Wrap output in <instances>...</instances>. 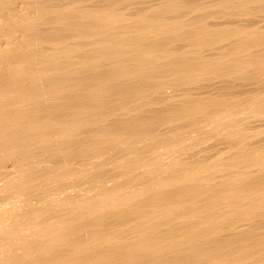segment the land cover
<instances>
[{
	"label": "bare ground",
	"instance_id": "1",
	"mask_svg": "<svg viewBox=\"0 0 264 264\" xmlns=\"http://www.w3.org/2000/svg\"><path fill=\"white\" fill-rule=\"evenodd\" d=\"M263 22L264 0H0V264H264V141L233 139L264 119ZM212 121L233 143L209 161L185 133Z\"/></svg>",
	"mask_w": 264,
	"mask_h": 264
},
{
	"label": "rangeland",
	"instance_id": "2",
	"mask_svg": "<svg viewBox=\"0 0 264 264\" xmlns=\"http://www.w3.org/2000/svg\"><path fill=\"white\" fill-rule=\"evenodd\" d=\"M263 23H264V22H263ZM251 86H252V85L247 86L248 89H247V87H246L245 90L247 89V90L249 91V90L251 89V90H250L251 92H255V90H256L255 88L258 89V87L253 86L254 89H255V90H254L253 87H251ZM261 87H262V86H261ZM261 87H260V88H261ZM262 88H263V87H262ZM252 89H253L254 91H253ZM245 90H244V91H245ZM247 90H246V91H247ZM263 90H264V88H263ZM263 90L261 91V90L259 89V90H257V91H258V93H259V91L263 92ZM254 94H255V93H254ZM263 94H264V93H263ZM263 94H262V95H263ZM240 106H242V108L245 107L244 105H240ZM240 106H239V107H240ZM239 107H238V109H239V111H240V110H241V107H240V108H239ZM243 109H244V108H243ZM241 111H242V110H241ZM239 113H240V114H243L244 117H242V115H241V119L244 118V119H243V123H244V121H245V119H246V121H245L244 124H246L247 126H246V125H243L242 127L245 126L244 128H241V127H239V128H238V127H235V128H234V132H233L234 134H235V131H236L237 129H238V130H242V131L240 132V134L236 133L235 136H233L234 138H233V137H231V138L234 139V142H238V141H239V143H240L241 141H244V140H245L244 142H247V141H248V143L250 142L251 144H253V145H252L253 148L255 147L254 144L256 143V140L258 139V140H259V141L257 140L258 144L256 143L258 146H256L255 148H258L259 146L261 147V145L264 143V142L262 143V141H264V131H263V130H264V129H263V128H264V119L260 118V116H259V118H255L254 115H256V114L254 113V115H253L251 112H250V113L254 116V117H253L252 115H250V113H248V115H249L251 118H250L248 115H247V117H246V114H247V113H243V112H242V113L239 112ZM239 113H238V114H239ZM238 114L235 115V116H238ZM240 114H239V116H240ZM222 115H224V114H222ZM222 115H221V117H218V119L215 120V121H216V124L218 123V125H219V124H220V125H223V129H224V125H225V127H226L227 124L229 125V121H230L231 119H228V120H227V118L224 119V117H223ZM222 117H223V118H222ZM257 117H258V116H257ZM262 117H264V116H262ZM230 118H231V117H230ZM234 118H236V119H240V117H239V118H238V117H234ZM247 118H248V119H247ZM252 118H253V120H252ZM220 119H221V120H220ZM222 119H224V120H222ZM255 119H256V120H255ZM218 120H219V121H218ZM225 120H227V121H225ZM249 120L251 121V123H250ZM254 120H255L256 122H255ZM262 120H263V121H262ZM215 121H214V123H213V121L210 122V123H208L209 128L212 126V123H213V125H215L214 127H211V128L214 129L213 131H211L212 129L209 130V128H208V130L211 131V132H209V131L207 130V127H208V126H207L206 124H205V126H204V124H203V125H202L203 127L200 125V128L202 127V128L204 129V128L207 126L206 129L204 130V131L207 132V133H204V131H203L202 128H201V129H202V131H201L199 127H198L199 130L196 129L198 132L201 131V132H199V135H196V134H198V133H197V131L195 132V130H193V127H191V128H192L193 132L196 133V134H194L193 132H192V134L185 133V138L193 137L194 135L197 136V137L194 136L195 138H198V139H201V138H202L201 141H202V140H203V141L200 142V140H199L200 143L198 142V144H197V146L195 147V149H198L199 147L204 149V148L206 147V145H208V146H207L208 148L212 147V149H209V151L211 150V152H208V153H210V154H208V153L206 154L207 157L210 156V155L213 156V159H212V157H208L209 161H210V160H213V161H214V158L217 157V156H219V155H221V154H222L221 156H223V154H224V156H227L228 153L230 152V150H228V145L230 146V143H233V142H232V141H233L232 139L229 140V138H230L229 136H228L229 138H226V133H225V132H226L227 129L225 128V131H224V130L222 129V127H221V128H218V127H220V125H219V126L216 125V124H215ZM217 121H218V122H217ZM220 121H222V122H220ZM223 122H224V123H223ZM225 122H226V124H225ZM232 122H233V121L231 120L230 124H232ZM257 122H258V123H257ZM261 122H262V123H261ZM221 123H222V124H221ZM248 123H249V124H248ZM256 124H258V125H256ZM249 125H250L251 127H250ZM260 125H261V126H260ZM217 126H218V127H217ZM261 127H262V129H261ZM188 128H190V127H188ZM191 128H190V129H191ZM215 128H216V131H215ZM257 128H259V129H257ZM217 129H218V130H217ZM235 129H236V130H235ZM243 129H244V130H243ZM251 129H252V130H251ZM253 129H254V130H253ZM219 130H220V131H219ZM222 130H223V133H222ZM250 130H251V131H250ZM261 130L263 131V133L260 134ZM218 131H219V132H218ZM244 131H245V132H244ZM208 132H209V133H208ZM213 132H215V135H214ZM236 132H239V131H236ZM243 132H244V133H243ZM253 132H254V133H253ZM201 133H202V135H201ZM203 133H204L205 136L203 135ZM218 133H221V134H218ZM241 133H242V134H241ZM251 133H253V134H251ZM186 134H187V135H193V136H187ZM211 134H212V135H211ZM222 134H223V135H222ZM237 134H238L239 136H238ZM246 134H247L248 136H247ZM257 134H258V135H257ZM262 134H263V135H262ZM208 135H210V136H208ZM213 135H214V136H213ZM219 135H221V136H219ZM236 135H237L238 137H237ZM241 135H242V136H241ZM244 135H245V136H244ZM249 135H251V137H250ZM253 135H255V136L252 137ZM186 136H187V137H186ZM207 136H208V137H207ZM215 136H216V137H215ZM222 136H223V137H222ZM224 136H225V137H224ZM256 136H257V137H256ZM259 136H260V137H259ZM199 137H201V138H199ZM205 137H206V139H208V140H206ZM209 137H210V138H209ZM211 137H212V138H211ZM218 137H219V138H218ZM220 137H221L222 139L225 138L224 141H223L222 139H220ZM248 137H249V138H248ZM261 137H262V138H261ZM216 138H217V139H216ZM238 138H239V140H238ZM243 138H245V139H243ZM247 138H248L249 140H248ZM250 138H252V139H250ZM204 139H205V140H204ZM210 139H211V140H210ZM214 139H216V140L214 141ZM219 139L222 140L221 142L219 141L220 143L217 142ZM226 139H227V141H226ZM241 139H243V140H241ZM253 139H254V140H253ZM255 139H256V140H255ZM260 139H261V140H260ZM240 140H241V141H240ZM246 140H247V141H246ZM252 140H253V141H252ZM206 141H207V142H206ZM185 142H187V141H185ZM185 142H184V143H185ZM209 142H210V143H209ZM216 142H217L218 144H217ZM222 142H223V143H222ZM227 142H228L229 144H227ZM184 143H183V145H185ZM188 143H190V142H188ZM188 143H187V144H188ZM214 143H215V144H214ZM239 143H237V144L235 143V145L238 146V145H242V144H243V142H241V144H239ZM250 143H249V144H250ZM259 143H260V144H259ZM199 144H201L202 146H201V145L199 146ZM210 144H212V146H211ZM225 144H226V145H225ZM244 144H245V143H244ZM246 144H247V143H246ZM249 144H248V145H249ZM204 145H205V147H204ZM221 145H222V146H221ZM209 146H210V147H209ZM214 146H215V147H214ZM218 146H219V147H218ZM223 146H224V147H223ZM250 146H251V145H249V147H250ZM252 146H251V147H252ZM262 146H263V145H262ZM197 147H198V148H197ZM207 147H206V149H207ZM213 147H214V148H213ZM216 147H217V148H216ZM225 147H226V148H225ZM215 148H216V149H215ZM223 148H224V149H223ZM229 148H230V147H229ZM255 148H254V150H255ZM192 149L194 150V148H192ZM192 149H191V150H192ZM203 149H201V150H203ZM218 149H220V150H218ZM221 149H222V150H221ZM226 149H227V150H226ZM251 149H252V148H251ZM216 150H217L218 152H217ZM195 151H196V150H195ZM195 151H193V152H195ZM199 151H200V149H199ZM219 151H220V152H219ZM223 151H224V152L226 151V152L224 153ZM227 151H228V152H227ZM189 152H191V151H189ZM189 152H188V154H187V157H186V155H184V156H185L186 158H188V161H191L190 159H193V160H194L195 158L190 157V155H189V154H192L193 152H192V153H189ZM197 152H198V150H197ZM200 152H201V151H200ZM217 153H219V154H217ZM214 154H215V155H214ZM184 156L182 155L181 157L183 158ZM181 157H179V159H180ZM185 157H184V158H185ZM182 158H181V159H182ZM184 158H183L182 162H183V161H184V162L187 161V159H184ZM181 159H180V162H181ZM185 160H186V161H185ZM188 161H187V162H188ZM194 161H195V160H194ZM182 162H181V163H182ZM187 162H186L185 164H188V163H189L188 165H189V167H191V168H189V167H188L187 165H185V164H183V166H186V168H187L189 171L191 170L190 172L193 171V172L195 173V171H196L195 169H198V170L200 169V168H199L200 166H199V165H198V166L196 165L197 163L192 162L193 164L190 165L191 163H190V162L187 163ZM223 163H226V161H224ZM223 163L220 162V164H217L218 166L216 165V168H217V169H218V167H219V169H218L219 171H220V168H222V169H223L224 167L226 168L227 165L225 166V164H224V167L219 166V165H223ZM227 164L230 166V167H228L229 169H231V170L234 169L229 163H227ZM176 166H177V167H176ZM172 167H174V168H172ZM172 167H170V168L168 169L167 172H164V173H166V176H165V174H162L163 177L165 176V178H163V177L161 176V178H159L160 182H165V181L173 180L174 177H175V178H174V180H175L176 178L182 176L181 173H182L183 170H182V171H181V170H177V169H179V167H180L181 169L184 168V167H182V165H179V166H178V165H173ZM192 167H193V168H192ZM194 167H195V168H194ZM196 167H197V168H196ZM231 167H232V168H231ZM175 168H176V169H175ZM225 168L223 169V172H227V171H229V169L226 168V170H225ZM170 169H172L173 171L175 170V171H174V175H173L172 170H171L172 174L170 173ZM222 169H221V170H222ZM188 170H187V171H188ZM224 170H225V171H224ZM177 171H178V174H177ZM193 172H192V173H193ZM196 172H197V171H196ZM168 173H169L170 175L167 176ZM172 175H173L174 177H173ZM177 175H178V176H177ZM171 176H172V178H171ZM169 178H171V179H169ZM161 179H162V180H161ZM168 179H169V180H168ZM159 180H158V181H159ZM165 189H166V188H165ZM226 207H227V206H226ZM232 207H233V206H232ZM232 207H229V209H228V210H229L228 214H226L227 211L224 210V209H226V208H225V205L219 207V209H218V210H215L214 212L218 211V213H219V211H221L220 208H222V209L224 208L222 211H224V212H226V213H224V212H223V213H220L221 215H224V214H226V215H230V213L233 212L234 215H231V216H232V217H233V216L235 217V213H236V212H234V210H233V211H232V210L230 211V209H232ZM227 208H228V207H227ZM233 209H235V207H233ZM226 210H227V209H226ZM222 211H221V212H222ZM226 215H224V217H223V216H222V217H223V218H227V217H225ZM232 217H231V218H232Z\"/></svg>",
	"mask_w": 264,
	"mask_h": 264
}]
</instances>
